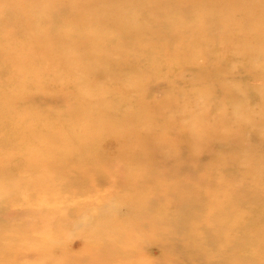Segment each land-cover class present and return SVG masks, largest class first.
<instances>
[{"label":"rangeland","instance_id":"rangeland-1","mask_svg":"<svg viewBox=\"0 0 264 264\" xmlns=\"http://www.w3.org/2000/svg\"><path fill=\"white\" fill-rule=\"evenodd\" d=\"M187 233L264 264V0H0V264Z\"/></svg>","mask_w":264,"mask_h":264},{"label":"bare ground","instance_id":"bare-ground-1","mask_svg":"<svg viewBox=\"0 0 264 264\" xmlns=\"http://www.w3.org/2000/svg\"><path fill=\"white\" fill-rule=\"evenodd\" d=\"M195 235V233H187V235H178L170 239L167 237L166 239H163L162 243L164 244L161 243V245L176 248L178 249V252L182 253L180 251L181 249L185 252L183 254L188 258V261H192L197 264H205L206 250L198 244V238Z\"/></svg>","mask_w":264,"mask_h":264}]
</instances>
